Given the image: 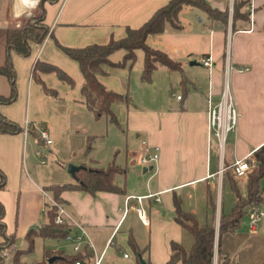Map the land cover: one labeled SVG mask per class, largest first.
Instances as JSON below:
<instances>
[{"label": "crops", "instance_id": "obj_1", "mask_svg": "<svg viewBox=\"0 0 264 264\" xmlns=\"http://www.w3.org/2000/svg\"><path fill=\"white\" fill-rule=\"evenodd\" d=\"M169 1L46 0L44 22L48 36L42 43H32L28 57L12 52L17 96L12 103L0 104V113L24 131L0 133V169L6 176V186L0 189V203L5 208L6 233L14 238L16 251L29 252L30 234L34 244L37 238L44 241L40 261L47 250L74 254L65 240H44L33 235L46 222V203L53 199L46 188L77 183L68 170L69 164L98 168L115 164L122 169L116 178L122 192L91 194L68 189L61 194L62 206L86 230L83 253L88 255L82 264H95L99 258L101 264H140L131 238L139 248H146L142 257L148 264H167L172 243L184 245L186 236L175 219V195L181 198L182 206L183 193L193 200L185 210L194 213L201 223L210 213L209 195L215 198L220 214L221 209L228 212L236 204L237 198L226 179L227 171L232 172L246 197L248 177L257 164L252 165L244 179L235 178L233 165L247 156L255 158V152L264 145V0L255 1L253 22L240 21L236 29L231 13L234 0H207L214 8L230 11L227 23L187 6L179 13L181 29L168 25L165 32L147 38L149 46L183 64V72L165 67L168 73H178L168 74L172 90L179 87L182 91H171L173 100L169 96L166 100L155 98V92L147 85L154 81L161 66L150 82L143 81V50L137 51L136 60L141 59L142 65L138 66L135 87L131 62L123 67H105L106 72L99 76L101 82L132 98L131 105L118 102L113 106L119 120L116 125L124 128L121 139L125 140L112 145L105 156L97 146L87 151L90 137L98 140L109 134L99 132L98 123L104 117L96 118L87 107L82 93L85 78L79 63L58 44L81 48L106 44L112 38L122 39L128 28L141 27ZM27 10L30 9L23 10L20 0H0V67L7 58L8 29L17 26L23 17H30L33 12L27 14ZM125 55V50H119L111 60L119 63ZM206 57L212 58V68L199 61ZM192 61L199 64L191 65ZM44 64L60 67L73 82L62 80L56 72L45 71ZM184 77L188 80L185 86ZM226 78L235 97L239 123L228 136L222 161L218 142L209 129L208 97L211 95L214 102L220 100ZM11 92L10 80L0 75V97H9ZM27 124L33 125L32 132L26 131ZM38 126L48 130L52 146L38 142ZM143 141L153 150L159 149L157 161H141ZM37 150L45 155L42 160ZM130 196L133 198L125 212L126 198ZM136 197H143L148 224L137 214ZM251 208L248 207V214L235 233L221 237V253L230 257L231 264H264V216L252 224ZM258 208L264 211V203ZM5 240L0 235V245ZM11 261L27 264L24 260L15 261L14 255H9L6 263Z\"/></svg>", "mask_w": 264, "mask_h": 264}, {"label": "trees", "instance_id": "obj_2", "mask_svg": "<svg viewBox=\"0 0 264 264\" xmlns=\"http://www.w3.org/2000/svg\"><path fill=\"white\" fill-rule=\"evenodd\" d=\"M45 1L41 0L38 7L40 17L37 16V11L35 10L32 16L21 19L22 24L20 26L13 25L8 29L7 58L5 64L0 67V75L8 77L11 82L12 92L9 97H0V104L12 103L17 96L16 71L13 65L12 52L28 57L31 55L32 43H42L49 34V29L44 22ZM249 4L250 0H234V29H236L237 23L240 21L251 23L248 10ZM187 6L205 11L213 20L228 22L230 11H221L214 8L207 0H170L166 5L159 8L141 27L128 28L126 37L122 39L112 38L106 44H91L81 48L66 47L58 44L69 57L79 63L85 78L82 93L88 109L94 113L96 118L106 117L111 123L118 125L119 120L113 108L114 104L118 102H124L127 105L132 104V98L128 94L108 89L101 82L99 76L106 72L105 67H123L129 62L133 63L137 58V51L143 50V81L150 82L154 71L159 66H164L169 71L183 72L182 62L149 46L147 38L150 35L165 32L168 25L175 29H181L183 26L179 20V13ZM119 50H125L126 55L121 62L114 63L111 60V56ZM44 66L43 69L45 71L56 72L62 80L73 82L72 78L60 67L53 64H44ZM38 67H40L39 63L36 64V68ZM187 81V78L184 77L182 80L183 86L186 85ZM33 128L31 126L29 131L32 132ZM23 131L24 128L18 123L0 113V133L15 134ZM93 141L94 138L90 137L87 151L93 148ZM38 142L43 143L39 136ZM255 159L257 168L248 177L246 197L241 192L232 172L227 171L226 179L231 184L237 201L230 211L225 212L221 209L219 222H217L218 205L212 195H209L210 213L204 223H201L194 213L185 210L182 206L181 198L175 195V219L186 231L192 234L194 241L190 248H187L182 243L173 242L171 258L167 264H231L230 257L223 255L220 250L222 235L235 233L240 228L242 220L248 214V207H259L264 203V186L262 184L264 179V145L255 152ZM121 172L122 169L115 164H111L107 168L85 166V168H81L74 175L77 181L76 184H53L47 187L46 190L52 192L53 199L60 205L64 203L61 194L68 189H79L91 194H95L98 191L122 192L121 187L116 182V178ZM0 176V189H3L6 186V176L1 169ZM44 213L46 222L39 230L34 231L33 235L42 237L44 240L64 241L70 233V228L67 225H61L56 222L58 207L47 201ZM4 216L5 208L0 203V235L6 238L5 242L0 245V264H5L3 249L6 245H14L15 243L14 238L6 233ZM218 233L219 237H217ZM29 237L31 239L29 251H31L34 246V240L32 235L30 236L29 234ZM130 242L141 264L140 256L144 254L146 248L144 250L139 248L132 238ZM87 255L88 253L84 254L83 250L78 254H69L65 250L52 253L47 250L45 258L35 264H76L78 261L83 262ZM53 256H58V258L50 263L49 259Z\"/></svg>", "mask_w": 264, "mask_h": 264}, {"label": "built area", "instance_id": "obj_3", "mask_svg": "<svg viewBox=\"0 0 264 264\" xmlns=\"http://www.w3.org/2000/svg\"><path fill=\"white\" fill-rule=\"evenodd\" d=\"M256 0H250L249 4V16L251 23L253 22L254 10L256 9ZM231 13H233V6L231 7ZM203 65L212 68L213 61L211 57L202 58L199 60ZM247 70V69H246ZM178 99H182V96H178ZM208 116H209V129L211 136L216 138L218 142V148L221 153L222 161L225 157V149L228 141V136L230 133L237 130L239 123V112L237 109L235 97L231 91L228 78H226L223 91L221 93V98L218 102L212 100V96L208 97ZM33 125L27 124L26 131L30 129ZM37 127V126H36ZM40 128V126H38ZM39 139L47 147L52 146L53 139L51 138L47 129L40 128ZM38 156H43V152L37 150ZM159 149L153 150L146 141H143V155L141 161L144 164H149L151 162L157 161L159 159ZM46 159H43L45 162ZM257 164L255 158L247 156L241 160H237L233 165V174L236 179H244L247 177L248 173L252 170V165ZM223 169V168H222ZM133 197H127L125 202V212H127L130 200ZM138 200V206L136 207L137 214L139 218L148 224L149 217L146 208L143 206V197H136ZM54 205L58 207V215L56 217V222L61 225H67L70 228V233L66 237L65 241L72 245V250L74 254H78L83 250V244L86 239L85 227L78 222L66 209L64 206L58 204L54 199H50ZM262 216H264V211L260 210L258 207H252L249 212V217L252 224H255ZM75 231V232H74ZM128 257V254L125 255ZM102 259L99 258L95 261V264H101ZM76 264H82L78 261Z\"/></svg>", "mask_w": 264, "mask_h": 264}, {"label": "rangeland", "instance_id": "obj_4", "mask_svg": "<svg viewBox=\"0 0 264 264\" xmlns=\"http://www.w3.org/2000/svg\"><path fill=\"white\" fill-rule=\"evenodd\" d=\"M40 2L41 0H38V3L37 5L33 8V9H30V10H27L26 13L27 14H30L31 12L33 11H37V16L40 17V11H39V6H40ZM38 8V9H37ZM31 16H32V13H31ZM39 23V22H38ZM22 24V22H21ZM41 24V23H40ZM142 51V50H140ZM140 54H142V52H140ZM142 65V60L139 59V60H136L134 61L133 63H130V66L133 65V73H132V77H133V86L135 87L134 85V82H135V77H136V74H137V70L139 69L138 66ZM178 75L177 72H170L168 73V71L166 70V68L164 66H161L159 71H157L154 75V81L151 82L150 84H147L148 86H150L149 88H151L150 90H153L155 93L154 97L156 98H161V99H164L166 100V98H168V96L172 99L171 97V91H175L176 94H179V93H182L181 89L178 87L177 89H173L171 88L170 86V81H169V75ZM156 82L158 83L156 85ZM175 87V85H174ZM133 88V87H132ZM148 88V87H147ZM134 89V88H133ZM177 96V95H176ZM145 102H143L142 104L144 105ZM98 128H100L99 132H102V133H105L106 135H108V137H104V138H99L97 140V138H94V141H93V146H97V149L102 153V155L105 156V154L109 151V148L114 145V144H117V143H123L125 139H121V132L124 128H120L118 127L116 124L114 123H111L106 117H104L100 123H98ZM125 138V137H124ZM45 155L43 154V156H40L41 157V160H42V157H44ZM183 208L184 209H189V206L190 204L193 202V200L189 199L184 193H183ZM200 213H201V208H200ZM219 218H220V211L218 210L217 212V222H219ZM245 219V218H244ZM185 242L184 245L187 247V248H190L191 245L193 244V241H194V238L192 236V234L188 231L185 230ZM29 242H27L28 244ZM71 251L72 250V245L66 243ZM6 245V244H5ZM16 252V253H15ZM43 252H44V241L40 238H37L36 241H35V244L32 248L31 251L29 252H25L23 253L22 251H16L15 248H14V245L11 244V245H6V247L3 249V254H4V261H5V264L6 263V260L7 258H9V255L12 256L14 255L15 256V261L17 260H24V262H26L27 264H34L35 262L37 261H40L42 258H43ZM12 254V255H11ZM14 261V260H13ZM13 261H11L9 264H14ZM16 263V262H15Z\"/></svg>", "mask_w": 264, "mask_h": 264}, {"label": "water", "instance_id": "obj_5", "mask_svg": "<svg viewBox=\"0 0 264 264\" xmlns=\"http://www.w3.org/2000/svg\"><path fill=\"white\" fill-rule=\"evenodd\" d=\"M21 25V22L18 23L17 26H20ZM191 65H196V64H199V62L197 61H192L190 62ZM81 168H85L84 166H77L75 164H69L68 166V170L69 172L72 174V175H75L77 171H79ZM58 258V256H53L49 259V262L52 263L54 262L56 259ZM140 261H141V264H148V262L142 257L140 256Z\"/></svg>", "mask_w": 264, "mask_h": 264}, {"label": "bare ground", "instance_id": "obj_6", "mask_svg": "<svg viewBox=\"0 0 264 264\" xmlns=\"http://www.w3.org/2000/svg\"><path fill=\"white\" fill-rule=\"evenodd\" d=\"M20 1H21V5H22L23 10L32 9L38 3V0H20Z\"/></svg>", "mask_w": 264, "mask_h": 264}]
</instances>
